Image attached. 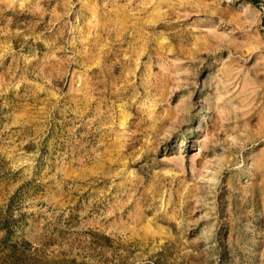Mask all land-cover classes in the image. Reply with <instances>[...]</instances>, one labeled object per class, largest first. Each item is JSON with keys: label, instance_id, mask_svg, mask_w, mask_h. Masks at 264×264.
I'll return each mask as SVG.
<instances>
[{"label": "rangeland", "instance_id": "rangeland-1", "mask_svg": "<svg viewBox=\"0 0 264 264\" xmlns=\"http://www.w3.org/2000/svg\"><path fill=\"white\" fill-rule=\"evenodd\" d=\"M251 1L0 0V264H264Z\"/></svg>", "mask_w": 264, "mask_h": 264}, {"label": "trees", "instance_id": "trees-1", "mask_svg": "<svg viewBox=\"0 0 264 264\" xmlns=\"http://www.w3.org/2000/svg\"><path fill=\"white\" fill-rule=\"evenodd\" d=\"M254 5H257L258 4V1L257 0H252L251 1ZM262 23H263V26H264V16L262 17Z\"/></svg>", "mask_w": 264, "mask_h": 264}, {"label": "bare ground", "instance_id": "bare-ground-1", "mask_svg": "<svg viewBox=\"0 0 264 264\" xmlns=\"http://www.w3.org/2000/svg\"><path fill=\"white\" fill-rule=\"evenodd\" d=\"M144 2V1H143ZM143 9V8H142ZM160 9V8H159ZM154 12V11H153ZM155 18H156V16H155ZM158 47V46H157Z\"/></svg>", "mask_w": 264, "mask_h": 264}]
</instances>
